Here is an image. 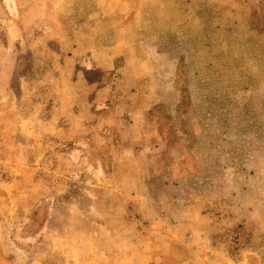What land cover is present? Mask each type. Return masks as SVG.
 I'll list each match as a JSON object with an SVG mask.
<instances>
[{
  "label": "rangeland",
  "instance_id": "374dc122",
  "mask_svg": "<svg viewBox=\"0 0 264 264\" xmlns=\"http://www.w3.org/2000/svg\"><path fill=\"white\" fill-rule=\"evenodd\" d=\"M31 4L0 0V264H264V0ZM72 22L115 60L70 126Z\"/></svg>",
  "mask_w": 264,
  "mask_h": 264
},
{
  "label": "crops",
  "instance_id": "0c3cea01",
  "mask_svg": "<svg viewBox=\"0 0 264 264\" xmlns=\"http://www.w3.org/2000/svg\"><path fill=\"white\" fill-rule=\"evenodd\" d=\"M31 0H12V7L15 8H24L20 11V17L17 21H15L18 29H30L34 24L33 15L30 11ZM13 16V15H12ZM87 33L82 34L84 28L77 26L76 23L72 22V25L68 27V30H63L57 34L56 32L49 33V38H55L59 44V48L57 51L58 54V70L62 73V80L64 82L65 88L62 89V95H64V101L58 107V111L56 109V117L54 119L60 120L62 117H66L69 119L70 126L73 125L77 120H81L82 113L79 111L78 113H73V106L76 105L80 101V93L77 91L78 86L83 85V80L81 76V72L78 69L79 62L82 57H88L87 60L89 62V67L86 66L84 72L92 71L94 69L100 70L102 72H106L113 69L115 57L112 55V51L108 48H94L91 44V40L93 41V37L95 36L96 30L93 27L86 28ZM54 33V34H53ZM20 36V34H19ZM16 34L13 37V42L19 38ZM85 38V39H84ZM88 40L90 43L87 44L85 48L81 40ZM72 42V43H71ZM10 44V43H9ZM11 57V56H10ZM86 65V64H83ZM6 71L1 73L3 74L4 80V88L7 87V81L10 78V73L12 72L13 66L8 65L5 67ZM82 71V73H84ZM77 87V89H76ZM76 89V90H75ZM83 102V100H82ZM63 110L64 114L60 115V111ZM116 119L113 120V125L118 126L116 124ZM137 127L135 126L131 131L130 141L136 142L138 140L135 139V136L139 135V130L137 132Z\"/></svg>",
  "mask_w": 264,
  "mask_h": 264
},
{
  "label": "trees",
  "instance_id": "16d2710c",
  "mask_svg": "<svg viewBox=\"0 0 264 264\" xmlns=\"http://www.w3.org/2000/svg\"><path fill=\"white\" fill-rule=\"evenodd\" d=\"M168 141H169V139H168Z\"/></svg>",
  "mask_w": 264,
  "mask_h": 264
}]
</instances>
